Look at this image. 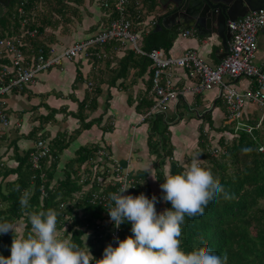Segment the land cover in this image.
<instances>
[{
  "label": "crops",
  "instance_id": "0c3cea01",
  "mask_svg": "<svg viewBox=\"0 0 264 264\" xmlns=\"http://www.w3.org/2000/svg\"><path fill=\"white\" fill-rule=\"evenodd\" d=\"M156 2L157 7L147 13L146 23L156 16L160 17L163 14L162 4L169 1ZM61 14V22H52L50 17V30L46 34L58 50L96 34L101 23L105 21L106 13L100 10L95 0H72V4ZM173 29L177 36L167 51L171 56L179 57L185 50L191 49L210 66L217 65L225 57L221 41L214 35L207 38L197 35L193 29H188L191 34L182 37L180 34L185 30L178 26ZM139 32L141 37L145 36L141 29ZM259 45L263 46L264 50V28L257 34L256 52L260 50ZM102 51L105 57L101 60H84L79 57L73 61L62 62L59 67L40 73L29 88L20 93L13 92L6 98V111L11 125L8 129L0 127L3 130L0 132L1 164L11 167L16 165L14 152L9 147L13 139L18 138L16 146L19 154H22L32 149L36 139L44 138L52 148L51 152L56 153L53 160V163L57 162L54 176L60 180L75 166L73 160L79 149L100 146L97 148L106 149L116 165L128 172L138 184L145 181L146 176L149 183L154 179V184L150 187L152 198V190L161 189L155 178L157 166L163 168V174L169 172L171 175L177 162L172 161L169 164L163 158L155 163V155L151 154L147 144L148 126L142 120L144 114L136 109L141 97L146 95L148 90L150 69L138 76V71L133 67L124 78L114 80L120 69L119 61L131 51L130 45L122 46L118 42H111ZM258 55L262 61L260 67L264 69V52ZM173 72L177 87L188 84L185 71L174 69ZM240 80L233 82L237 90L244 91L250 87V81L245 79L246 81L239 84ZM88 83L93 84L92 91L89 90ZM97 90L99 94L95 93ZM217 93V89H213L193 98L188 96L186 103L181 102L182 105L170 107L171 112L166 116V120L173 122L168 123V130L170 129L172 152L176 155V161L185 159L184 153L187 151L183 145L187 147L192 143L190 137H193L197 128L199 134L200 130L215 131L212 136L219 139L220 129L225 122V109L218 100ZM94 97L96 106L91 108L90 102ZM82 101H86V106L79 112L78 105ZM188 103H192L193 111L198 112V116L184 122L182 109L187 107ZM200 107L203 108L202 112L198 111ZM205 113H209V120L203 118ZM221 120L222 125L219 124ZM36 128L35 138L21 137ZM174 154L171 153L167 157L175 159ZM179 165L182 166L181 163ZM149 170H152L154 178L151 174L148 176ZM155 207L157 208L156 205Z\"/></svg>",
  "mask_w": 264,
  "mask_h": 264
},
{
  "label": "built area",
  "instance_id": "2783aa9c",
  "mask_svg": "<svg viewBox=\"0 0 264 264\" xmlns=\"http://www.w3.org/2000/svg\"><path fill=\"white\" fill-rule=\"evenodd\" d=\"M60 1L66 7L72 4V0ZM146 1L95 0L100 10L106 13L99 31L58 50L47 38L50 25L44 20L53 0L34 3H29L30 0H16L9 30L0 34L1 129H8L11 125L6 113V98L11 93H20L29 88L40 73L59 67L62 62L79 57L84 60H101L105 57L103 48L111 42H118L122 46L130 45L135 55L146 57L150 61V87L146 91V97L151 101V107L143 119L160 115L166 120V114L172 105L176 107L181 102L186 103L188 96L193 98L217 89V98L225 109L224 126L231 127L235 135L245 133L253 137L255 132L264 133V69L253 62L257 50V34L264 28V10L250 11L243 17L227 22V29L231 34L228 52L217 65L210 66L191 49L185 50L179 57H173L162 49H143L139 29L146 35L156 25L155 18L146 23ZM64 11L65 8H62L61 13ZM61 13H51L52 22H61ZM190 34L191 31L185 30L180 35L187 37ZM174 69L185 71L188 84L180 88L176 86ZM242 78L250 81L251 85L246 90L239 91L233 82ZM88 87L90 91L93 90L92 83H88ZM187 108L189 112H193L192 103H188ZM194 112L198 116V112ZM1 129L0 132L3 131ZM208 132L209 130H203L202 134L212 144L213 140ZM258 150L264 152V146H260ZM206 151L216 157L220 149L212 144L206 146ZM50 152L44 140H36L28 153L31 168L39 171L42 161L49 157ZM84 164L79 170V183L85 185L82 191L87 188L88 195L83 193L90 205L102 207L103 222L110 224V244L117 247L116 238L120 237L121 226L117 229L110 217L107 219L105 190L109 184L115 187L114 191L127 184L130 188L122 195L134 197L132 190L136 181L117 166L103 148H96ZM40 176L44 177L43 173ZM41 192L44 194L43 186ZM65 206L66 203L59 205L60 208Z\"/></svg>",
  "mask_w": 264,
  "mask_h": 264
},
{
  "label": "trees",
  "instance_id": "16d2710c",
  "mask_svg": "<svg viewBox=\"0 0 264 264\" xmlns=\"http://www.w3.org/2000/svg\"><path fill=\"white\" fill-rule=\"evenodd\" d=\"M36 1L39 0H30L29 3ZM156 1H146L147 13L157 7ZM62 8H66V6L60 0H53V3L48 6L49 12L44 20L50 24L51 13H58V11H62ZM155 19L156 25H158L160 17L156 16ZM10 25L11 16L8 19L0 18V34L3 35L5 31H8ZM173 28L162 27L155 30L154 27L142 37L143 49L145 51L162 49L167 52L177 36V32ZM119 65L120 69L114 80L124 78L133 67L138 71V76H142L149 70L150 61L146 57L135 56L129 51L119 61ZM149 87L150 82L148 89ZM95 93L99 94L98 90ZM90 103L91 108L96 106L95 97ZM85 106L86 101L79 103L78 111H83ZM150 107L151 101L146 95H143L136 109L140 113H144ZM208 115L209 113H205L203 118L209 120ZM80 120H82L81 117ZM144 122L148 126L147 144L149 151L155 155L154 161L158 163L172 153L168 122L160 115L146 118ZM83 127L86 128L88 125H83ZM36 132L37 128L21 137L35 138ZM202 132L203 130H200L197 141V146L201 149L198 153L200 160L207 162H202L201 166L211 169L214 176L220 179L221 183L234 194L235 198L220 204L213 201L207 206L203 216L193 219L186 217V223L182 226L181 247L187 252L206 244L215 254L226 253L228 264H264V152L258 150L260 146H264V133L255 132L253 137L245 133L235 135L231 128L224 126L220 129L219 139L213 137L212 144L220 149L219 155L213 157L205 152L206 146L212 144L209 141L206 143L208 139ZM17 139L15 138L9 143V147L14 152L15 167L0 165V222L8 221L15 224L20 221L24 223V228L23 233L18 236L11 231L7 234H0V255L5 258L10 257V248L14 236L19 238L29 234L31 225L28 222L27 212L52 209L59 213L57 229L58 231L64 230L61 239L72 241L85 251L87 247L94 257L92 264H95L96 260L103 258L104 245L111 242L108 232L110 224L103 222L101 206L90 205L86 195L82 198H77V196L80 195L85 186L79 183L81 179L79 170L81 166H85L84 163L93 154V151L100 146L93 149L87 147L79 149L73 160L75 166L64 174L63 179L59 180L54 176L57 162L53 163L52 161L56 153L50 152L49 157L42 161L41 169L35 171L28 162V153L31 149L19 154L16 146ZM38 139L44 140L49 146L44 138L39 137ZM157 167V181L162 184L165 177L161 173V166L158 165ZM184 168L177 165L171 175L179 174ZM41 173L44 176L42 178ZM111 185L105 190L106 194L115 190V187ZM41 186H43L44 194L41 192ZM25 190L30 193V206L22 210L20 197ZM132 191L134 197L143 193L151 199L150 189L147 186L141 188L140 184L136 182ZM86 194L88 195V193ZM69 201H73V206L59 207L61 203ZM163 204L165 209H171L170 203L163 201ZM78 208L83 210L82 217H78V214L75 213V209ZM129 236H132L131 223L125 221L121 225L119 240L122 241Z\"/></svg>",
  "mask_w": 264,
  "mask_h": 264
},
{
  "label": "clouds",
  "instance_id": "9594fccd",
  "mask_svg": "<svg viewBox=\"0 0 264 264\" xmlns=\"http://www.w3.org/2000/svg\"><path fill=\"white\" fill-rule=\"evenodd\" d=\"M127 184L106 196L107 213L115 228L128 221L132 236L119 240L117 247L109 244L103 258L95 264H228L226 253L215 254L205 244L191 251L181 247L183 225L186 217L193 219L205 214L207 206L234 199L232 194L214 176L209 168L201 166L200 154H193L191 161L179 174L168 175L160 184L161 199L171 204V209L157 213L159 202L155 195L149 199L122 195ZM28 190L20 197L21 209L29 208ZM31 225L29 234L12 240L8 258L0 255V264H92L94 257L76 243L58 236V216L55 210L27 212ZM17 225L0 222V234H14Z\"/></svg>",
  "mask_w": 264,
  "mask_h": 264
},
{
  "label": "water",
  "instance_id": "95a60500",
  "mask_svg": "<svg viewBox=\"0 0 264 264\" xmlns=\"http://www.w3.org/2000/svg\"><path fill=\"white\" fill-rule=\"evenodd\" d=\"M11 0H0V18L9 7ZM162 4L163 14L155 26L181 30L193 29L203 37L214 35L221 41L224 56L228 52L231 34L227 22L243 17L250 11L264 10V0H168Z\"/></svg>",
  "mask_w": 264,
  "mask_h": 264
},
{
  "label": "rangeland",
  "instance_id": "374dc122",
  "mask_svg": "<svg viewBox=\"0 0 264 264\" xmlns=\"http://www.w3.org/2000/svg\"><path fill=\"white\" fill-rule=\"evenodd\" d=\"M15 7H16V0L6 9V11H5V13H4V15L1 17V19L2 18H5V19H8L10 16H12V14L14 13V9H15ZM260 46V45H259ZM259 49L260 50H258V52H256L255 53V58H254V64L256 65V66H260L261 64H262V61H261V58H259V55H258V53L259 54H261V53H263L264 52V50H263V46H260L259 47ZM245 79H241L240 81H239V84L242 82V81H244ZM246 81V80H245ZM237 86V85H236ZM222 104V103H221ZM180 105H182L181 103H180ZM218 106H220L221 107V105L219 104ZM219 107V110H221L222 111V108H220ZM193 110H194V108H192ZM202 109L203 108H199L198 109V111L199 112H202ZM174 111L176 112V110L174 109ZM170 112H171V110H168V112H167V116H169V114H170ZM224 112V111H223ZM182 113H183V118H184V122H187V121H191L190 119H196V113H194V111L193 112H189L188 111V108L187 107H185L184 106V108L182 109ZM171 121H169V123H170ZM171 123H173V122H171ZM219 124H223V121L221 120L220 121V123ZM168 125H170V124H168ZM220 125V126H221ZM227 128H231V127H229V126H227ZM169 131H170V129H169ZM215 132V131H214ZM214 132L213 131H209L208 133H209V135H211V137H213L212 135L214 134ZM203 133V132H202ZM199 134V132H198V128L196 129V131L194 132V134H193V137H190L191 138V141H192V143L189 145V146H184L183 145V147H185V149H186V151L187 152H185L184 153V158L185 159H182L181 160V162H178V161H176V155L172 152V154H174V157H175V159L174 158H170V157H167V158H165L166 160H167V162H169V164L172 162V161H175V162H177V165H179L180 163L182 164V166L183 167H186V165L187 164H189V160L192 158V156H193V154H195V153H198L199 152V150H201L198 146H197V144H196V138H197V135ZM228 138V137H227ZM212 140H213V138H212ZM206 143H208V140L206 141ZM205 144V143H204ZM174 145V144H173ZM206 145V144H205ZM176 147V146H175ZM174 147V148H175ZM172 149H173V147H172ZM205 151V150H204ZM206 153H208L207 151H205ZM201 159V158H200ZM54 160V158H52V161ZM203 161H201V163H202ZM205 162H207V161H204L203 163H205ZM47 165H48V163H47ZM154 165V164H153ZM180 166V165H179ZM158 168V167H157ZM160 168V167H159ZM65 170H66V168H65ZM161 173L163 174V168L161 167ZM148 173V172H147ZM157 173H158V171H156L155 172V174H156V180H157ZM150 174H151V177L152 178H154L153 177V173H152V170H149V174H148V176H150ZM168 175H170V173L168 172V173H166V174H164V177H167ZM132 178V177H131ZM133 179V178H132ZM145 181H147L148 182V177L146 176V180ZM145 181H142L141 183H140V187L141 188H145V186H147L149 189H150V187L154 184V179H152L151 181V183H147V182H145ZM158 182V181H157ZM159 183V182H158ZM110 186V184L107 186V187H109ZM107 187H106V189H107ZM159 187H160V184H159ZM87 193V188H84L83 189V191H81V193H80V195L79 196H77V198H82V197H84L85 196V194L84 193ZM152 192H154V195L157 197V199L159 200V202L156 204V206H157V208H156V211H157V213L159 214V213H162L164 210H165V208H164V204H163V200L161 199V197H162V195H163V193H162V190L160 189V191L159 190H155V189H153L152 190ZM73 204V201H69V202H67L66 203V206H68V205H71V206H73L72 205ZM65 206V207H66ZM75 213H77L78 214V217H82V215H83V210L82 209H75ZM108 217H110L109 215L107 216V219H108ZM16 225H17V230H16V232H15V234L18 236V235H21V233H23V228H24V223L23 222H20V221H17L16 223H15ZM64 230H60V231H58V236L60 237V238H62L63 237V235H64V232H63ZM89 234H90V231H89ZM109 244H105L104 246H105V248L108 246Z\"/></svg>",
  "mask_w": 264,
  "mask_h": 264
},
{
  "label": "bare ground",
  "instance_id": "6f19581e",
  "mask_svg": "<svg viewBox=\"0 0 264 264\" xmlns=\"http://www.w3.org/2000/svg\"><path fill=\"white\" fill-rule=\"evenodd\" d=\"M59 7H60V6H59ZM60 11H61V10H60ZM155 26H156V25H155ZM225 56H226V55H225ZM145 113H146V112H144L143 114L145 115ZM144 115H143V116H144ZM149 118H152V117H149ZM144 119H146V118H144ZM144 119L142 118L143 121H144Z\"/></svg>",
  "mask_w": 264,
  "mask_h": 264
},
{
  "label": "flooded vegetation",
  "instance_id": "af4514ba",
  "mask_svg": "<svg viewBox=\"0 0 264 264\" xmlns=\"http://www.w3.org/2000/svg\"><path fill=\"white\" fill-rule=\"evenodd\" d=\"M15 0H11L10 2H9V6L14 2Z\"/></svg>",
  "mask_w": 264,
  "mask_h": 264
}]
</instances>
